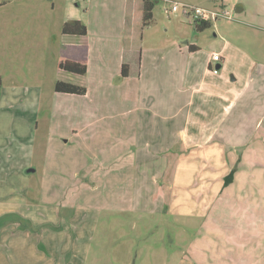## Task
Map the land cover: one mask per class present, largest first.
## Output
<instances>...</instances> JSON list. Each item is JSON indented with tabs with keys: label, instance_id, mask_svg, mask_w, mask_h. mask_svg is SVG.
<instances>
[{
	"label": "rangeland",
	"instance_id": "rangeland-1",
	"mask_svg": "<svg viewBox=\"0 0 264 264\" xmlns=\"http://www.w3.org/2000/svg\"><path fill=\"white\" fill-rule=\"evenodd\" d=\"M171 1L223 7L222 0ZM255 1L258 6L252 3L242 12L235 11L234 19L217 20L219 32L214 25L202 35L181 10H167L171 2L154 0L152 23L142 27L139 43L144 48L164 47L166 57L176 60L182 69L194 51L191 43L201 47L199 54L213 49L224 52L228 46L225 62H214L216 72L217 63H222L230 77L250 75L251 63H264V0ZM233 2L230 0L228 8ZM125 5L126 0H0V264H231L228 253H222L227 248L221 237L231 228L220 224L225 220L220 218L222 203L215 184L211 185L215 195H201L203 203L208 201L209 212L191 213L186 207L174 210L168 201L162 204L171 193L169 170L160 173L154 189L147 169L146 176L126 175L124 190H129L130 181L135 188L130 202L128 196H123V173L110 174L106 159H92L93 143L88 146L79 142L75 135L67 142L85 118L86 97L55 89L58 80L76 79L58 69L60 46L66 37L62 27L70 13L79 14L81 9L96 18L95 27L98 31L102 28V34L107 31L116 35L128 19L124 16ZM183 77L180 82L184 87ZM242 80L235 86L239 88ZM243 100L240 96L232 107L235 117L248 110ZM222 101L201 117L207 122L213 119L214 124L223 121L227 102ZM250 130L253 136L249 142L236 147L232 144L231 153L234 160L239 159L238 168H250L255 182L264 184V124L253 128L245 121L237 129L245 140ZM213 147L221 149L222 144ZM227 151L225 148L224 153ZM212 155H218L211 153L209 160L215 168ZM175 161L170 160L172 164ZM200 161L203 173V158ZM246 178L250 180L251 176ZM140 181L147 191H141ZM194 181L190 175L187 182L176 184L188 190ZM189 191L192 193L190 189L184 195L188 196ZM150 198L159 201L149 203ZM134 199L146 203L133 204ZM214 224L219 227L212 235ZM235 246L231 253H239L241 263L244 249Z\"/></svg>",
	"mask_w": 264,
	"mask_h": 264
},
{
	"label": "crops",
	"instance_id": "crops-1",
	"mask_svg": "<svg viewBox=\"0 0 264 264\" xmlns=\"http://www.w3.org/2000/svg\"><path fill=\"white\" fill-rule=\"evenodd\" d=\"M127 1L124 16H128V19L124 22L123 32L118 30L116 35L107 31L102 34L101 31H104L102 28L98 31L96 18H91L90 11L80 9L79 14L68 15L69 20L83 21L88 27V33L82 37L66 36L64 43L87 44L90 48V57L87 73L76 77L74 81L87 88L86 94L81 95L86 97L85 103L83 102L85 118L78 128L72 131L67 142L75 135L79 142H85L88 146L93 143L92 159H106L108 173L112 169L110 174L123 173L122 190L126 188L128 174L146 176L147 169L150 170L153 177L150 178V182L155 189L160 173H167L169 170L167 174L171 173L168 175L171 193L170 196L163 198L162 204H167L168 201L174 210L186 207L191 213L200 210L209 212L208 201L203 203L201 195L203 198L209 197L207 193L215 195V192L211 191V185L215 184V189L219 190L216 191L217 198L222 203L220 218L225 220L220 224H226L231 228L226 235L221 236L226 240L223 245L227 248L222 253H228L226 257L231 264H264V184L255 182V174L249 170L250 168L240 165L234 175L235 182H231L230 185L224 183L225 176L239 160L238 158L234 160L235 155L231 153L232 144L236 147L242 142H249V137L253 136L250 130L246 134L248 139L245 140L237 129L245 121L252 123L253 128L264 124V63H251L250 75L230 77L226 75L222 63H217L221 65L220 68L216 65L218 72L215 70L214 62L218 60H214L212 55L218 51L203 50V54H199L201 47H198L188 55L182 69L176 60L166 57L168 53L166 55L163 52L164 47L144 48L139 43L138 36L142 29L139 22L142 14L141 0H126V3ZM229 2L230 0H222L220 3L228 6ZM92 3L93 1H90L91 8ZM252 3L256 4V1L246 3L244 0H234L231 9L234 12H242ZM215 24L216 22L212 23L211 27ZM214 29L219 32L216 25ZM217 32L214 35H217ZM200 33L208 34L206 31ZM191 45L196 46V43ZM228 48L227 46L224 52H220L222 59L218 62H225L228 58L224 56ZM155 49H161L160 53L151 52ZM135 50L142 51L141 75L138 78L123 77V56ZM182 76L184 87L180 82ZM241 78H243L239 83L241 87L238 88L235 83ZM256 84L258 86L254 87ZM240 96L244 98L243 104L249 111L245 109L244 115L235 117L231 111ZM253 99L254 105L251 103ZM222 100L227 102L225 114L223 115V112L221 116L223 121L214 124L213 119L207 122L201 117L203 112H208L218 102L224 103ZM217 143L222 144L221 149L213 147ZM225 148H228V151L224 153ZM79 150L84 157L83 149L79 147ZM211 153L218 155L216 158L212 155V160H216L215 168H212V164L209 165ZM201 158L203 173L200 172ZM171 159L176 161L172 164ZM147 160L154 161L148 163ZM115 168L119 169L113 171ZM190 175L194 176L195 181L190 188L192 193L189 191L186 196L185 192L190 189H183L176 181L187 182ZM198 175L202 176L201 180H198ZM246 176H251V181ZM145 180L148 183V179ZM245 182L250 183L244 184ZM139 183L142 186L141 191L148 190L142 185V181ZM235 183H239V186ZM132 184L130 181L129 190L123 192V196H128L130 202L133 200ZM227 194L228 197L225 199ZM134 200L133 204L146 203L139 199ZM150 201L149 203L154 201L157 204L159 200L150 198ZM215 224L212 235L219 227ZM235 245L239 250L244 249L241 263L240 254L231 253L236 250ZM246 248H249L248 251Z\"/></svg>",
	"mask_w": 264,
	"mask_h": 264
},
{
	"label": "trees",
	"instance_id": "trees-1",
	"mask_svg": "<svg viewBox=\"0 0 264 264\" xmlns=\"http://www.w3.org/2000/svg\"><path fill=\"white\" fill-rule=\"evenodd\" d=\"M154 0H141L140 9L142 10L140 25L141 27L150 26L153 20ZM212 26L211 22L202 21L194 25L198 32L208 29ZM88 33L87 25L78 19H70L66 21L62 27V34L64 36L82 37ZM191 50L198 49L197 46L191 45ZM90 57V48L85 43L67 44L63 43L60 46V53L58 57V69L60 71L69 73L75 77L84 76L88 70ZM142 51L135 50L125 53L122 62V76L138 78L142 70ZM56 91L59 93H70L84 95L87 88L84 85L65 80H58L56 82ZM238 166H234L231 172L225 176V185L230 184L233 179Z\"/></svg>",
	"mask_w": 264,
	"mask_h": 264
},
{
	"label": "built area",
	"instance_id": "built-area-1",
	"mask_svg": "<svg viewBox=\"0 0 264 264\" xmlns=\"http://www.w3.org/2000/svg\"><path fill=\"white\" fill-rule=\"evenodd\" d=\"M167 2H171V6L167 9L168 11L177 12L181 10L184 17L193 25L202 21L216 22L222 18L234 19V10L226 5L221 8H211L187 2L181 3L171 0H167ZM212 56L214 60L220 61L222 59L220 52H214Z\"/></svg>",
	"mask_w": 264,
	"mask_h": 264
},
{
	"label": "water",
	"instance_id": "water-1",
	"mask_svg": "<svg viewBox=\"0 0 264 264\" xmlns=\"http://www.w3.org/2000/svg\"><path fill=\"white\" fill-rule=\"evenodd\" d=\"M220 65H221V64H218V65H217V68H220ZM30 170H31V171H34V169H30Z\"/></svg>",
	"mask_w": 264,
	"mask_h": 264
}]
</instances>
